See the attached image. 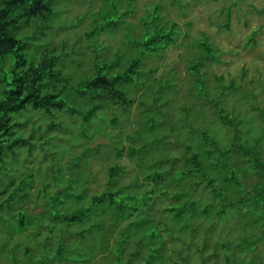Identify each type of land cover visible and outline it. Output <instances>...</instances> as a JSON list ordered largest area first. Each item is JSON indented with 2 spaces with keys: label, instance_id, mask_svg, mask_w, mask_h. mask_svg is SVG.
<instances>
[{
  "label": "rangeland",
  "instance_id": "1",
  "mask_svg": "<svg viewBox=\"0 0 264 264\" xmlns=\"http://www.w3.org/2000/svg\"><path fill=\"white\" fill-rule=\"evenodd\" d=\"M103 1L52 0L48 18L32 20L20 31L29 43L26 61L39 62L48 53L60 74L41 83L42 93L55 90L70 106L80 107L74 88L93 77L95 67L115 64L102 72L116 75L140 57L131 41L139 40L144 31L139 18L155 3L160 18L187 35L177 36L174 45L158 54L138 59L137 74L129 82L134 86L126 88L129 105L116 100L118 105L108 104L87 123L62 111L45 115L30 107L10 115V123L19 124L14 137L27 139V144L2 154L0 161V264H105L111 257L119 264H136L151 250L160 258L152 264H264L263 203L256 205V217L247 213L246 202L216 217L223 204L241 197L226 192L233 187L228 177L237 175L248 188L264 180L241 178L245 161L255 174L246 153L260 155L259 166L264 164V0H132L130 16L87 39L92 28L104 19H117L128 6L120 0L115 13L111 6L104 9ZM203 36L212 59L202 47ZM2 64L0 80L9 77L6 69L13 60L5 56ZM197 64L199 73L190 71ZM215 78H221L219 83ZM208 100L218 102L228 125L218 120ZM141 101L152 106L145 119ZM49 123L60 127L46 129ZM227 149L230 155L224 157ZM193 156L197 160L190 161ZM114 165L119 172L110 188L105 184ZM190 169L192 173L182 175ZM154 173L171 183L158 184L163 194L145 179ZM116 188L120 195L111 209L101 201L103 209L94 207L89 219L67 225L63 217L77 215L92 195ZM116 204L122 211L136 210L130 218L127 212L119 215ZM179 210L184 213L177 221ZM122 226L136 235L153 232L154 238H145L146 243L132 238L141 250L127 248L123 256L118 251L114 256L109 248Z\"/></svg>",
  "mask_w": 264,
  "mask_h": 264
},
{
  "label": "trees",
  "instance_id": "2",
  "mask_svg": "<svg viewBox=\"0 0 264 264\" xmlns=\"http://www.w3.org/2000/svg\"><path fill=\"white\" fill-rule=\"evenodd\" d=\"M51 1L52 0H0V60H2L5 56H10L13 60L12 66H9L6 69V73L9 77L4 78L0 80V85H2L1 90V98H0V161L3 159V155L6 152L13 151V148L18 145H26L27 139L23 138H16L14 137V131L13 128L17 127L19 124H11V114H16L18 112H21L22 110H25L27 107H30L32 110H39L42 111L45 115H52V112H64L68 116H75L79 117L81 119L82 123L89 122L96 114V112L100 109L106 108L108 104L115 105L116 100L119 101L121 105H129L130 100L126 94V88L130 85L132 87L134 86L130 82V78L133 74H137L136 68L138 67V59L142 57L144 54L151 55V54H158L162 51H164L168 46L174 45L175 40L177 36L179 35H186L180 31H177L175 29L174 22H171L169 24L165 23L161 18L160 15L157 13L158 5L155 3L153 6H151L150 13H146L145 18L140 17V23H141V30L143 31L142 35L139 37V40H132L131 43L135 44L137 48L139 49L140 57H137L135 60L131 62V64L126 67L122 73L116 74V75H107L102 70H112L115 67V64L107 65L104 68L101 67H95L94 69V76L91 78H85L81 82L78 83L77 87L74 88L75 95L80 98L81 103L80 107L75 108L70 106L65 99H63L58 92H55V90H50L45 93H42L40 91L41 83H43L44 80L51 81V78H58L60 77L59 72L54 70V66L52 61L54 59L49 58L48 53L43 54L40 57L39 62L34 63L27 62L25 57V49L29 45L27 39L23 38L21 36V30L25 27H28V23H30L32 20H42L44 21L45 18H48L50 15V9H51ZM104 0V9L107 7L108 9L110 6L114 10L115 13H117L118 8L120 7V0ZM175 2L179 3V1L174 0ZM132 0H126L125 3L127 6V9H124V11L119 12L117 19H104L103 25L97 26L96 28H92L89 33H87L85 36L87 39H89L91 36H94L95 34L102 31L103 28L107 30H111L115 28L118 23H120L122 20L121 18L124 16H130L132 14V10L130 8ZM103 11V10H102ZM101 12V11H99ZM106 14V13H105ZM148 18H150V22L148 21ZM19 24V25H18ZM220 27V26H218ZM223 28H227V23L223 25ZM204 39L203 42H201L202 47L205 48V50L208 51V56L210 55V45H208L205 42V37H202ZM52 53V52H50ZM209 59H212V56H209ZM201 64V63H200ZM190 68V71L192 69H196L198 71V65ZM4 66L3 64L0 65V70ZM97 68V69H96ZM189 70V69H188ZM199 73V71H198ZM200 77V75L198 76ZM216 79V80H215ZM214 80L219 83L221 78H215ZM47 81V83H48ZM102 95L106 97V101L104 100L103 103H100L99 101L105 99ZM204 101L207 100L206 96H204ZM84 103H90L88 107H84ZM144 101L139 102V105L143 107L142 113H143V119H145V113L149 110H151V105H145L143 104ZM209 103V108L211 110H214L215 116L218 118V120L223 125H228V119L226 118V115L223 113V109L218 107V102H211L210 100L207 101V104ZM117 104V102H116ZM118 105V104H117ZM264 117V114L262 115ZM115 118L111 117L110 122L115 123ZM144 121L142 122L143 126ZM53 127H60L59 124H53L49 123L46 126V129ZM15 130V129H14ZM139 133V132H138ZM130 138L128 135H126V139ZM87 150H84L82 152L81 156L84 157L86 155ZM134 151V150H133ZM128 151L129 154H134V152ZM223 156L227 157L230 154H228L229 150H224ZM13 153V152H12ZM3 154V155H2ZM14 154V153H13ZM12 154V156H13ZM249 155V157L252 159V168L255 171L252 172L251 170L247 169V165L245 161V169L241 172V178L245 175H252V176H258L260 178L264 179V164L262 166H259L260 160L258 157V154L250 155V153H246ZM233 159V156L230 157ZM261 158V157H260ZM197 160V157L193 156L190 161ZM4 161V159H3ZM227 161V159L225 160ZM230 162V161H229ZM244 163V162H243ZM119 167L117 165H114L113 167L108 169V178L106 181L105 186L110 187L111 182L113 178L118 174ZM193 170H187L182 172V175H187L192 173ZM237 175H233L232 177H228V180L231 179L232 181V189L227 190L226 192L229 193V196H231L233 193L236 195L240 194L239 202L237 203H227L222 205V209L217 212L216 217L220 219L219 216H222L225 214L226 208H234L236 205H242L248 203L249 207L247 210V213L251 217H256V212H254V209L256 208V205L258 202H261L264 204V180L260 182V184L255 183L251 187H245L241 181H237V178H235ZM178 179H182L181 177H177ZM146 181L151 182L155 185L156 188H160L158 185L161 183L162 185L171 183L169 181H165L166 178L161 173H154V175L146 176ZM202 183H200L201 185ZM177 186L176 183H172V186ZM211 185V181L206 183V187L209 188ZM205 186V185H204ZM213 187V186H212ZM112 188V187H110ZM109 188V189H110ZM214 188V187H213ZM117 189V190H116ZM111 189L109 192H103L99 196L92 195L90 197V204L88 205H82V209H80L77 212V215H71L67 217H63L64 220L68 224L78 222L83 217H88V219L91 217V215H94L93 208L98 207L100 209H103L102 206H98V203L101 201L103 202V205L105 204L108 209H111L113 204H115L116 198L120 195L118 188ZM151 189V188H150ZM149 189V190H150ZM254 189H257L259 191L255 192ZM237 190V191H234ZM148 191V190H146ZM163 191L161 188L159 190L160 194H163ZM165 192V191H164ZM213 192V200H218L217 195ZM177 195V194H176ZM175 195V196H176ZM228 195V194H226ZM225 199V198H224ZM236 201V200H235ZM49 205V203L47 204ZM186 205V202L184 201L183 206ZM117 207V214L122 215L123 213L127 212L128 216L132 215V213L136 210V208H129L126 211H122V206L116 204ZM35 207V206H34ZM165 211H168L164 208ZM105 212H111L110 210ZM170 212V211H168ZM184 213V211L179 210L175 215L176 220L179 221V217ZM112 216V213H110ZM55 219L54 221H57L58 215L53 216ZM250 221V218L248 219ZM161 224V221L157 222ZM180 222H178L179 224ZM128 224V223H127ZM181 227L178 228L179 231L182 229V224L180 223ZM110 226V225H109ZM116 225L111 226V230L109 231V238L110 233L113 232V228H115ZM94 226L91 225L90 228L87 230L91 231ZM191 228V227H190ZM189 225L187 226V230L190 229ZM192 229V228H191ZM153 230L157 231V228L153 227ZM193 230H197V227H194ZM118 234V238L115 239L112 246L109 248V253L115 254L116 251L120 252L118 257L123 256L124 252L128 248L129 250H132L134 252H137L138 249L141 250V245L138 243H131L132 238L134 240H138L137 242L140 243V240H144L146 243V239H153V232L152 234H148L147 236L144 235V231H142L140 234L136 235V232H129V228L120 227ZM89 233V232H88ZM158 234V232L156 233ZM140 235V236H138ZM157 237H159L157 235ZM146 238V239H145ZM124 248L125 250L121 252V249ZM58 250L62 252L64 248L59 245ZM147 253H142V256H140V259L138 262L142 261L144 259V264H152L151 261L154 259L157 260L159 256H155L154 252L151 250L147 255ZM159 255V254H158ZM213 255V254H212ZM115 256V255H114ZM105 257L104 259H106ZM123 258H121L122 260ZM160 259V258H159ZM79 260V259H78ZM77 260V261H78ZM120 260V261H121ZM136 263V264H137ZM105 264H119L118 258H112L109 261H106ZM172 264H180V263H172Z\"/></svg>",
  "mask_w": 264,
  "mask_h": 264
},
{
  "label": "crops",
  "instance_id": "3",
  "mask_svg": "<svg viewBox=\"0 0 264 264\" xmlns=\"http://www.w3.org/2000/svg\"><path fill=\"white\" fill-rule=\"evenodd\" d=\"M261 13V11H259Z\"/></svg>",
  "mask_w": 264,
  "mask_h": 264
}]
</instances>
